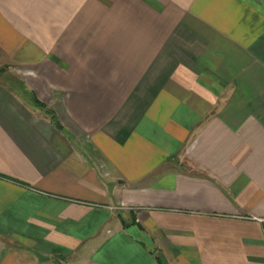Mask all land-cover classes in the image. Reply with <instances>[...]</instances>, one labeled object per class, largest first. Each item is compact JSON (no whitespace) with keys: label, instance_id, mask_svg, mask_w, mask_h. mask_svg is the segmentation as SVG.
Listing matches in <instances>:
<instances>
[{"label":"crops","instance_id":"obj_1","mask_svg":"<svg viewBox=\"0 0 264 264\" xmlns=\"http://www.w3.org/2000/svg\"><path fill=\"white\" fill-rule=\"evenodd\" d=\"M0 61V264H264V0H0Z\"/></svg>","mask_w":264,"mask_h":264},{"label":"trees","instance_id":"obj_2","mask_svg":"<svg viewBox=\"0 0 264 264\" xmlns=\"http://www.w3.org/2000/svg\"><path fill=\"white\" fill-rule=\"evenodd\" d=\"M0 69H2V68H0ZM7 78H9V77H7ZM10 79H11V78H10ZM13 79H14V78H13ZM31 101L33 102L34 105H36V106H38L39 108L43 109V111H44L47 115H49L51 121H52L54 124L58 125L59 122H58V120H57V118H56V114H55V111H54L53 108L48 107V105H47L45 102L40 101V100H39L37 97H35V96H31Z\"/></svg>","mask_w":264,"mask_h":264},{"label":"rangeland","instance_id":"obj_3","mask_svg":"<svg viewBox=\"0 0 264 264\" xmlns=\"http://www.w3.org/2000/svg\"><path fill=\"white\" fill-rule=\"evenodd\" d=\"M6 65L7 64H4V62L2 63L1 61H0V67L2 68L1 70H4V73H1L0 72V84H2V85H4V79H6V76H9V74H12L11 72H10V68H6ZM0 70V71H1ZM9 90L11 89V88H9L8 87V85L6 86ZM20 93H22V92H20ZM22 96H24L25 97V100H28L29 99V97L31 98V96H35L34 94H31V95H26L24 92L22 93ZM28 97V98H27ZM36 97V96H35ZM39 99V98H38ZM40 100V99H39ZM40 101H42V100H40ZM42 102H44V101H42Z\"/></svg>","mask_w":264,"mask_h":264}]
</instances>
